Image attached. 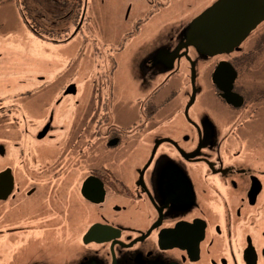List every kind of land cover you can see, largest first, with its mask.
<instances>
[{"label":"flooded vegetation","instance_id":"af4514ba","mask_svg":"<svg viewBox=\"0 0 264 264\" xmlns=\"http://www.w3.org/2000/svg\"><path fill=\"white\" fill-rule=\"evenodd\" d=\"M12 1L62 59L4 66L0 264H264V18L209 53L189 28L219 0Z\"/></svg>","mask_w":264,"mask_h":264},{"label":"rangeland","instance_id":"374dc122","mask_svg":"<svg viewBox=\"0 0 264 264\" xmlns=\"http://www.w3.org/2000/svg\"><path fill=\"white\" fill-rule=\"evenodd\" d=\"M191 12H197L200 8L199 0H193L191 3ZM71 30L74 28L73 22L70 24ZM71 32V31H70ZM82 35L81 32L77 33L72 39L70 43L72 55L71 57L73 60L71 63H73V68H77L78 62H82V55L80 56L79 52L77 51V46L82 41ZM52 44L43 42L40 39L34 38L32 34L30 33L29 29L23 24L22 17L19 15L18 8L16 7L15 3L12 0H0V80L3 79L4 75V69L6 60L9 57L13 58V62L17 63V51L25 50L27 48L30 52L28 56L32 57V49L38 50L40 55V61L41 63L50 62L51 58L56 59L60 61L62 58L57 54L56 49L52 48ZM32 53V54H31ZM35 63H38V59L34 58ZM32 59V60H33ZM33 60V62H34ZM38 60V61H37ZM85 61V59H84ZM32 64V63H31ZM83 84V83H82ZM126 95V94H124ZM126 101L128 99H125ZM123 106V108H125ZM0 136L6 137L7 134L4 130L5 126L0 125ZM18 133L15 132V137H17ZM69 142V141H68ZM64 159V167L66 170H72L75 171L74 168V159H69L67 156H63ZM53 171V168H52ZM71 174L72 180H75L74 173ZM62 192H60L61 195H66V198L64 199V202L66 203V210L68 211L67 219L69 220L70 224L69 226H57L56 222V237L55 241L56 244H60L64 246L63 243L67 238H71V243L74 245V247H78L79 245V237L82 233V230L87 226V223H90V219H83V213L84 211H87L89 208L88 204L83 201L80 196L77 194V191L74 189H71L69 184H67L66 188L61 189ZM56 192H54L55 195ZM63 206V208L65 207ZM92 210V209H91ZM56 216V214H55ZM60 234L62 235V241L60 240ZM61 241V243H60ZM64 244V245H63Z\"/></svg>","mask_w":264,"mask_h":264},{"label":"water","instance_id":"95a60500","mask_svg":"<svg viewBox=\"0 0 264 264\" xmlns=\"http://www.w3.org/2000/svg\"><path fill=\"white\" fill-rule=\"evenodd\" d=\"M259 1H217L191 23L193 44L209 53L230 49L264 18Z\"/></svg>","mask_w":264,"mask_h":264}]
</instances>
